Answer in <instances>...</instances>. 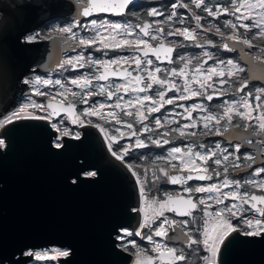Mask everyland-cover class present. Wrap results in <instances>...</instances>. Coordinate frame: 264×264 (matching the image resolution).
Segmentation results:
<instances>
[{
	"label": "water",
	"instance_id": "95a60500",
	"mask_svg": "<svg viewBox=\"0 0 264 264\" xmlns=\"http://www.w3.org/2000/svg\"><path fill=\"white\" fill-rule=\"evenodd\" d=\"M22 3L32 7L18 8ZM75 5L78 9L71 12L63 2L54 6L43 0H0V117L17 111L21 96L38 97L23 83L25 78L60 68L64 52L81 46L65 35L21 42L24 34L52 18L71 14L82 18L85 6ZM217 39L223 40L218 47L221 52L239 53L248 67V86L264 84V65L244 52L251 49L220 36ZM51 102L59 111L53 118L68 114L60 111L61 104ZM6 127L11 131L0 136L5 140V147L0 148V264H32L35 257L27 252L54 247L69 251L58 264H132L135 256L119 246L117 237L125 230L135 234L142 229V197L132 170L113 155L101 130L85 124L79 139L66 136L64 147L56 148L57 131L46 120L21 119ZM220 137L256 150L254 166L264 164L260 154L264 144L253 142L264 139L251 136V128L236 127L218 137L207 135ZM248 138L252 144L246 143ZM253 167L235 170L234 175ZM89 172L96 175H86ZM232 235L235 238L229 237L231 243L218 254V264H264V239Z\"/></svg>",
	"mask_w": 264,
	"mask_h": 264
},
{
	"label": "flooded vegetation",
	"instance_id": "af4514ba",
	"mask_svg": "<svg viewBox=\"0 0 264 264\" xmlns=\"http://www.w3.org/2000/svg\"><path fill=\"white\" fill-rule=\"evenodd\" d=\"M45 4H52L54 6L58 5L60 2H63L66 5V10L75 12L78 8L75 4L79 6H86L88 0H43ZM75 2V3H74ZM179 2L187 5L190 12L194 14V4L192 0H132V2L128 5V7L121 13L115 14L110 12L109 14L100 12L98 14H94L88 17L84 15L82 18L74 17V14L63 17H55L50 19L48 22L43 24L42 26L36 28L32 32L28 33L31 35H36L37 40L40 37H53L65 35L67 38L71 34H59L55 31V29L60 27H73V33L76 34V40L69 39L73 43H79L80 38H90L97 34V30L92 28L91 21L97 20L100 22L107 23H118L123 27L117 33H114L117 39H143L148 45L151 46L149 49L148 59L153 61L151 66L142 65L141 69H137L134 62H131V57L133 55H142L140 52H136V45L133 44L131 46H123L121 48H108L104 49L99 42L91 45L90 47L79 46L72 50H67L63 54V64L60 68L56 66L47 72L42 73H33L31 78H25L30 81L28 86L31 87V92L36 94L37 92L41 93L38 97L32 96H21L19 98L18 108L26 101L30 105L31 102H37L41 105H47L48 102L53 101L58 104H63V106H67L69 104L72 105L74 109V115L78 116L80 120H82L84 124H89L97 127L98 129L103 128L105 131L102 132L108 146L113 153V151L120 153L123 155V148H128V154L123 155V159H120L128 166L131 165L132 172L135 171L137 176H139L140 181L143 184L145 189L146 197L148 200H158L163 201L166 199L167 195H183L187 197L189 194L184 191L185 187H196V186H208L210 184L222 183L225 175L223 173V167L226 164L228 166L227 178L229 180H239L243 185L241 188L236 189L235 186H230L227 188H223L222 192H231L234 190L239 191L241 194L250 193L255 195H264V191H261L258 188H255L252 184L245 183V181H264V173L260 175H256V170L264 167V164H256L257 155H255L256 150L248 149L242 142L234 141L233 143H228V140L224 137L220 138H207L208 136L218 137L214 135L203 127V117L206 115H216L223 113V105L225 101L229 103H239L240 97L251 93L252 102L255 104V96L260 94L259 90L264 89V84L259 82L252 83L245 89L244 92L236 94L234 92V88L230 87L229 84H225L223 86L219 83V77L214 76L212 83L215 84L218 92H223L224 95H213V100L208 101L205 97H190L187 100H180L178 97L183 93V85L184 79L187 78L189 81L192 80L193 76H196L197 73L195 69L197 67L201 68L202 71L200 73L201 78L206 75V69L208 68H217L218 70L224 69L227 66V61L232 60L234 63L239 64L242 67L246 68V72L241 74L243 78L249 81L250 77L248 75V67L241 61V57L238 52L229 53V52H221V48H218L223 44V40H218L217 37L219 35H203L198 38V41L201 44V47H196L195 43L191 40H184L183 37L179 36H170L168 33L176 28H180V22L172 20L170 17V7L173 3ZM233 0H204V3L212 7L214 10L217 6L230 7ZM203 8V7H202ZM65 9V8H64ZM201 9V8H200ZM156 11L157 15H150L151 12ZM201 17H205V11L203 13H196ZM231 20L233 23H239L236 21L234 16L231 15H221L219 18H213V26L219 27L222 32L225 33V36H220L229 42H234L233 40H228L226 37L231 35V31L224 26L225 20ZM258 19L255 14L250 18V20L245 21V23H252L253 20ZM203 20V19H202ZM148 23L150 25L149 31L152 35L157 36V40H152L150 37L144 36L143 33L140 32V27L144 24ZM125 29L132 33V35H126ZM157 29H162V31H157ZM213 29H215L213 27ZM99 32L103 35H108L107 29H99ZM259 29L253 25V27L249 31H245L244 29H238V34H242L246 36L248 39L252 40L253 47L249 48L246 45L243 47L251 49V51L244 50L245 54L248 56L254 57L257 60V57L264 58V54H262V49H264V38L259 36ZM210 40L212 43L208 44L207 41ZM236 42V41H235ZM161 43L165 47H173L174 51L171 53L172 63H169L167 59H164V53L161 52V59L157 60L156 56L152 54L151 49L159 48ZM143 48V45L140 46ZM100 49V50H97ZM207 52L211 55V59L204 56V53ZM78 55H84L86 57V61L84 62V66L80 67L78 64L73 67L72 65L64 63L67 60L74 59ZM120 57L129 58L128 64L121 65H112L109 71L118 70L123 71L127 70L132 73L131 77L128 76H109L107 81H99L95 79L96 76L103 72L102 66H97L94 63H88L87 59L90 58L91 61H101V60H115ZM181 57H185L186 59L182 60ZM206 61V62H205ZM258 61V60H257ZM75 63V62H74ZM187 67L185 68V65ZM147 67V70H143ZM155 67H160L162 71L157 73L158 78H167L171 80L173 83L177 85V88H172L169 90L168 85L163 87L154 84L152 89L146 90L144 93L133 92L131 89L135 86V81L132 79L136 75H142L145 80V83L150 81L147 80V71H154ZM185 69L183 76H172L171 70L175 69L177 73L180 72L181 69ZM34 70V69H33ZM87 77L91 80V84L87 87H78L71 83L72 80H81ZM227 78V77H225ZM24 79V80H25ZM37 79L40 81L49 80L52 81L51 84L45 85L43 83H37ZM59 80L61 83L59 85L55 84V81ZM132 80L131 84H128V81ZM232 82L230 81V84ZM117 84H125L128 87V91L124 92L121 90L120 92H115V85ZM112 86L111 89L109 86ZM141 87L143 84L140 85ZM239 85L236 84L235 87ZM191 88L199 89L198 83H191ZM100 88H104L105 92L103 94H99ZM112 90L114 92L113 98L111 100L107 99V92ZM164 91L166 93L165 100L173 99V104L161 103L159 106V111L148 113L147 109L154 106V102L159 100L157 96V92ZM208 94H213V90L209 88ZM88 92L97 93L91 97H87ZM72 93H76L75 96ZM188 95L187 93H184ZM37 95V94H36ZM147 95L152 97V100L144 101L143 97ZM122 97L123 99L120 101L123 110L114 109V108H105L103 112L115 111L117 113V117L115 120L110 117L105 116L101 119L99 116H87L85 112L90 110L93 107H97L100 103H104L106 105H114L117 102V97ZM139 96L140 100L143 104L141 107L140 103L136 102V97ZM87 97V102H85L84 98ZM132 100L133 105L129 106L127 101ZM194 105H200L201 108H193ZM140 109L141 112L145 114L147 117L142 122L139 121L135 115L136 110ZM185 109H192L191 116L189 118V113L185 111ZM206 109V111L202 110ZM18 110V109H17ZM242 110V109H241ZM50 111V110H49ZM39 112L48 117V113L43 110H39ZM132 112V116H128L125 113ZM260 114V110L257 109L256 112L253 113V116H258ZM52 120L53 123L57 124L58 127L66 126L74 127L80 131L78 125L80 123L73 124L72 116L69 114L65 116H61L59 118H53V116L48 117ZM159 119L161 124L159 126L156 125L155 121ZM117 120L120 123H117ZM91 121V123H89ZM195 122L196 126L192 128H184L185 124H191ZM127 123L132 124V129L126 127ZM62 124V125H61ZM215 121L210 124V128L213 127ZM221 125H227V121H221ZM237 125L240 127L241 131H248L251 128V136L262 137L264 139V134H261V129L259 128V122L255 119L246 121L241 119L238 116H234L232 124L227 125L229 132L231 129L236 128ZM145 127L149 129L145 131ZM76 131V133H80ZM135 131L137 135H130L131 132ZM183 131L184 135H181ZM195 132L196 135L192 136L189 133ZM121 133H124V136L121 138ZM164 133H168L167 136ZM207 133V134H205ZM225 133V132H224ZM223 133V135H224ZM71 134V133H70ZM81 134V133H80ZM219 135V136H223ZM110 136H115L116 140H109ZM207 138L206 141H203V138ZM139 138L145 144V147L137 148L135 147L136 139ZM159 139L161 140V144H154L152 141ZM167 139L169 143L163 144V140ZM254 144L260 145L264 144L262 139L253 140ZM247 144H252V140L248 138L246 140ZM111 145V146H110ZM220 147L217 148L216 146ZM240 146V152H235V147ZM173 147H179L183 152H186L189 147L193 149V153L201 152L208 153L210 151L216 152L218 155L228 154L229 162H224L221 166H216L213 163V160L208 161V166L211 169H217L221 172L219 177L213 176L212 180L205 181H189L187 184H171L168 181V177L164 175L160 169H164L170 174H180L175 172L173 169V165L176 168L181 167L184 160L188 157L181 154H173L176 156V159H171L169 153ZM225 149L227 150L225 152ZM260 154L264 156V145L260 146ZM236 155L240 156L239 160H235ZM251 155L255 158V163H251L244 159L245 156ZM222 158V156H221ZM231 161H235V163H239L241 165L240 169L253 167L251 170L241 173L239 172L236 176L234 175L235 170H240L232 167ZM199 163V161H197ZM249 164L251 166L249 167ZM188 174V173H182ZM195 175V173H193ZM137 176L136 180H137ZM139 189L141 188V184L138 183ZM209 195L208 193H196L193 196V199L199 200L200 198L207 199ZM233 201L230 199L225 200L224 203L230 205ZM209 203L213 204V208L211 211H216L217 208L223 207L224 205H215L213 200H209ZM145 206V198H141V208ZM203 207V206H200ZM247 207V206H245ZM197 217L195 223H190L184 231H190L193 235V238L203 239L201 235L203 221L200 217L203 215L201 211H197L194 213ZM254 215L253 212L249 211L245 213L247 218H252ZM164 216L168 217L171 220H190V217H180L176 216L174 212H165ZM164 216L159 217L155 220L151 225V229L155 230L159 228L164 221ZM144 223V213L142 216V224ZM234 224H239V221L233 220ZM165 229H168L169 240L166 237H155L154 239L158 240V243L167 245L169 247H180L187 252L196 253L195 256L198 259L203 260V256L209 255L208 253L203 251V245H191L189 246L186 242H178L181 239H186L180 229H169V226L163 224ZM242 227L243 225L240 224ZM199 228L201 231H196ZM141 238L146 242L148 240L146 237L152 234V231L149 228L141 229ZM177 241V242H175ZM198 251H194L197 249Z\"/></svg>",
	"mask_w": 264,
	"mask_h": 264
},
{
	"label": "snow or ice",
	"instance_id": "6c2138e0",
	"mask_svg": "<svg viewBox=\"0 0 264 264\" xmlns=\"http://www.w3.org/2000/svg\"><path fill=\"white\" fill-rule=\"evenodd\" d=\"M132 2V0H88L87 5L83 9V15L85 17L91 16L93 13H100V12H112L115 14H121L128 5ZM192 3L194 4L195 8L200 9L203 7V10L207 13L209 17L213 18H219L221 15L227 16L231 15L234 16L236 21H239V23H233L231 20H225L224 26L228 28L231 31V35H228L226 39L236 41L237 43L243 44L248 46L249 48L253 47L252 40L248 39L246 36L242 34H238V29H244L246 32L249 31L253 25H255L256 28L259 29V36L261 38H264V0H233L230 7H223V6H217L214 10L212 7L207 6L204 3V0H192ZM184 7H187V5H182ZM21 9H27L31 8L32 5L30 3H22L17 6ZM173 8H176L177 6L175 4L172 5ZM255 14V16L258 17V19L253 20L252 23H245V21L250 20V18ZM150 15H157L156 11L150 13ZM172 16H176V12L174 11L172 13ZM194 19L196 21V28L201 27V20L202 17L200 15L193 14ZM181 24L184 23L183 20L180 21ZM91 25L93 29L97 30V34L95 36H92L90 38H80L79 44L85 47H90L93 44H96L99 42V44L102 45L104 49L108 48H121L123 46H131L133 44L136 45V52L142 53V55H133L131 57V62H134L137 69H141L142 65L145 66H151L153 64V61L151 59H148L149 56V49L151 48L148 43L143 39H136V40H129V39H117L116 35L114 33H117L119 30L122 29V25L118 23H107V22H100L98 23L97 20H92ZM215 33L219 36H225V33L221 31L219 27H215ZM150 25L148 23H144L140 27V32L143 33L144 36L150 37L152 40H157V36L152 35L149 31ZM99 29H107L108 35L105 36L102 33L99 32ZM207 31H211L212 29H206ZM55 31L59 34H71L68 38L72 40H76V34L73 33V27H60L55 29ZM126 35H132L131 32H129L127 29L124 30ZM157 31H162V29H157ZM31 35V34H24L21 37L22 43H33L36 42L37 36ZM170 36H179L183 37L184 40H191L193 43H195L196 47H201L200 42L198 41V38L196 36V33L194 30L190 28H176L168 33ZM51 38V37H49ZM208 44H211L212 42L210 40L207 41ZM143 45V48L140 46ZM225 48H228L229 45L225 44ZM100 50V49H97ZM152 54L156 56L157 60L161 59V52L164 53V59H167L169 63H172L171 60V53L174 51L173 47H165L163 43H161L159 48L151 49ZM262 54H264V49H262ZM204 56L208 57V59H211V55L207 52L204 53ZM182 60L186 59L185 57H181ZM260 64L264 65V58L257 57L256 58ZM86 61V57L84 55H78L74 59H70L65 61L64 63L72 65L75 67L77 64L80 67L84 66V62ZM75 62V63H74ZM88 63H94L97 66L103 67V72L95 77V79L99 81H107L109 76H128L131 77L132 73L128 72L126 69L121 71L113 70L109 71L110 67L112 65H121V64H128L129 58L126 57H120L119 59L115 60H101V61H91L90 58L87 59ZM206 62V61H205ZM187 67V64L185 65V68ZM143 70H147V67ZM264 71V69H261ZM162 69L160 67H155L154 71H147V80L150 81L148 83H145V78L142 75H136L132 79L135 81V86L131 89L133 92H139L144 93L146 90L152 89L153 85H159L161 87L168 85L169 90L172 88H177V85L173 83L171 80L167 78H158L157 73H160ZM197 75L192 77V80L189 81L187 78L184 79V85H183V93L178 97L180 100H187L190 97H205L208 101L213 100V95H224L223 92H218V90L215 87V84L211 81L213 80V77H219V83L221 86L225 84H229L230 87L234 88V92L242 93L245 91V89L248 88V81L243 78L241 74L246 72V68L240 66L237 63H234L232 60L227 61V66L224 69L218 70L217 68H208L204 71H206V75H204L202 78L200 76V73L202 71L201 68L197 67L195 69ZM185 72V69H181L179 73L176 72L175 69L171 70L172 76H183ZM227 77V78H225ZM230 81L232 82L230 84ZM37 83H43L45 85L51 84L52 81L44 80L40 81L37 79ZM24 84H29L30 81L25 79L23 80ZM61 82L59 80L55 81V84L59 85ZM71 83L73 85H76L78 87H87L91 84V80L87 77L81 80H72ZM132 80L128 81V84H131ZM191 83H198L199 89H194L190 87ZM143 84L141 87L140 85ZM238 84V87H235V85ZM111 85L109 88L111 89ZM115 92H120L123 90L124 92L128 91V87L125 84H117L114 86ZM211 88L213 90V94H208V89ZM177 90H179L177 88ZM105 92L104 88H100L99 94H103ZM260 94L255 96L256 103L254 104L252 102L251 93H248L247 95L241 96L239 103H229L228 101L224 102L223 107V113L222 114H216V115H206L203 117L204 123L203 127L204 129L208 130V132L214 134V135H223L224 132L228 131V126L231 125L234 116H238L243 120L250 121V120H257L259 122V128L261 129V134H264V89L259 90ZM184 93H187L188 95H185ZM37 95H41V93L37 92ZM97 93L88 92L87 97H91L93 95H96ZM73 96L76 95V93H72ZM114 92L112 90H109L107 92V99L111 100L113 98ZM166 93L164 91L157 92V96L159 97L158 101L154 102V106L147 109L148 113L157 112L159 111V106L161 103H167V104H173V99H167L165 100ZM87 97L84 98L85 102H87ZM122 97H117V102L114 105H106L104 103H100L97 107H93L90 110L85 112V115L87 116H99L101 119H103L105 116L110 117L111 119L115 120L117 117V113L115 111L110 112H103L105 108H114V109H121L123 110V106L121 104ZM144 101L152 100V97L145 95L143 97ZM136 102L141 104V107H143V104L140 100V97H136ZM127 104L129 106L133 105V101L129 100L127 101ZM30 107L37 109V110H43L44 112L48 113V117H51L53 115H59V111H57L56 107H54L53 103L50 101L46 106L41 104H25L23 107L19 109V111L13 110L10 115H5L3 117H0V128L4 129L3 133H0V136H6L11 129L7 128L6 125L13 124L16 120L21 119H27V120H43L47 119L48 117H44L41 115L36 114L35 112H28L27 109ZM193 108H201L200 105H194ZM51 109V111H49ZM242 109V110H241ZM257 109L260 110V114L258 116H253V113L257 111ZM206 111V109H202ZM60 111L68 113L70 116H72V123H80L83 124L84 122L79 119L78 116L74 115V109L71 104L67 106H63L61 103ZM189 113V118L191 116L192 109H185ZM128 116H132V112H126L125 113ZM137 119L139 121H143L147 117L143 112L140 111L138 108L135 113ZM226 120L227 125H221V121ZM215 121V124L213 127L210 128V124ZM91 123V121H89ZM117 123H120L119 120H117ZM156 125L159 126L161 124V121L157 119L155 121ZM195 122L191 124H185L184 128H192L195 127ZM239 125H237L238 127ZM126 127L129 129H132V124L127 123ZM52 128L56 129L59 133V137L54 138V143L56 148H62L64 147V144L61 142L63 137L69 136L70 132L68 128H59L57 124L53 123ZM101 132H104L105 130L103 128L100 129ZM145 131H148L147 127L144 129ZM207 134V133H205ZM130 135H137L135 131L131 132ZM165 136L168 135V133H164ZM181 135H184L183 131L181 132ZM189 135L195 136L196 133L192 132L189 133ZM124 136V133H121V138ZM72 138L79 139L80 133H75ZM117 138L115 136H110L109 140H116ZM154 144L160 145L161 140L156 139L152 141ZM169 141L167 139L163 140V144H167ZM111 146V145H110ZM5 147V140L0 138V148ZM135 147L142 148L145 147V144L142 140L139 138L136 139ZM217 148L220 146L217 145ZM227 150L225 149V152ZM235 152H240V146L237 145L235 147ZM128 154V148H123V155ZM173 154H181L184 156H187L188 158L183 161L181 167L176 168L175 165H173V169L175 172L180 174H170L169 172L165 171L164 169H160L162 172H164V175L168 177V181L171 184H187L189 181H205V180H212L213 176L219 177L221 175V172L217 169H211L208 166V161L213 160V157L215 159L213 160V163L216 166H221L224 164V162H229V155L228 154H221L218 155L214 151H210L206 154L201 152H195L193 153V149L189 147L186 152L182 153L181 148L179 147H173L171 149V152L169 153V156L171 159H176V156ZM113 155L116 156L117 159H123V155L120 153H117L113 151ZM222 156V158H221ZM240 156L236 155L235 160H239ZM246 161H249L251 163H255V158L251 155H247L244 157ZM199 161V163H197ZM232 164L233 168L240 169L241 165L239 163H235V161L230 162ZM251 164H249V167ZM131 169V165L129 166ZM229 169L228 166L225 164L223 167V173L225 175V178L223 179L222 183L216 184H210L208 186H196V187H185L184 191L188 193L189 195L187 197L183 195H167L166 199L163 201L158 200H148L146 197L145 189L143 187L142 182L139 179V176H137V173L133 171V175L137 176V182L141 184L140 188V194L141 197L145 198V206L140 209L144 213V223L141 225L142 228H149L152 231V234L148 235L146 239L153 244V247L151 248V252L156 253V256L149 255L147 252H145L143 249H140L133 243V247L136 248V251L134 253L136 259L135 264H178V262L185 261L187 258L183 251H180L174 247H168L167 245H162L160 243H157L155 241V237H166L168 235V229H165L163 224H166L169 226V229H180L186 238V243L191 245H203V251L208 253L209 255L203 256L204 264H218L217 257L218 254L221 253L222 249L227 247L228 244L231 243V239L229 237H232L234 239L235 237L232 234H239L243 235L245 237H259L261 239H264V195H255L250 193H243L241 194L239 191L234 190L231 192H222L223 188H227L230 186H235L236 189L241 188L243 185L241 184V181L239 180H229L227 178V173ZM188 173L186 176L182 173ZM195 173V175H193ZM261 173H264V167H261L256 170V175H260ZM90 175L95 176V172H91ZM245 183L252 184L255 188L260 189L261 191H264V181H245ZM196 193H208V194H215L209 195L207 199L200 198L199 200L193 199L194 194ZM230 199L233 201L230 205L225 204L224 201ZM209 200H213L215 205H224L223 207L217 208L216 211H211L213 208V204L209 203ZM203 206V207H200ZM247 206V207H245ZM174 212L176 216L180 217H190V220H171L168 217L164 216L165 212ZM201 211L203 215L200 217V219L203 221L202 225V232L201 235L203 236V239L193 238V235L190 231H184V229L190 224L195 223L197 217L194 215L195 212ZM253 212L254 215L252 218H247L245 216V213L247 212ZM164 216L163 224L155 229H151L152 223L155 222L156 219L159 217ZM233 220L239 221V224H234ZM240 224L243 226L241 227ZM196 231H201V229L197 228ZM126 235L131 236V232H127ZM135 235L141 236V232H136ZM117 239H123L122 236H118ZM199 247L197 249H194V251H198ZM55 253V257H67L69 255V251H58L53 250ZM27 256H33L35 255L37 259H41L42 257L47 256V253H33L31 251L26 253ZM20 264H28L27 261H20Z\"/></svg>",
	"mask_w": 264,
	"mask_h": 264
},
{
	"label": "trees",
	"instance_id": "16d2710c",
	"mask_svg": "<svg viewBox=\"0 0 264 264\" xmlns=\"http://www.w3.org/2000/svg\"><path fill=\"white\" fill-rule=\"evenodd\" d=\"M193 8H194V11L196 12V13H203L204 12V10H203V8H201V9H197V8H195V6H193ZM170 12H171V7H170V10H169ZM194 12V13H195ZM206 13V12H205ZM182 15H183V13H182ZM186 16H188L189 17V19L191 20V16H190V14H185ZM206 16H208L207 15V13H206ZM209 17V16H208ZM213 18V17H212ZM61 129L62 128H64V126L62 125L61 127H60ZM76 131H79V130H77L76 128H74V127H69V132L71 133V134H75L76 133ZM80 132V131H79ZM128 232H130V231H128ZM132 233V232H131ZM123 239L121 240V239H119V246L122 248V249H124L125 251H127V252H129V253H132L133 255H134V253H135V251H136V248H134L132 245H133V243L137 246V247H139L140 249H143L145 252H147L149 255H153V256H156L157 254L156 253H153V252H151V248L153 247V244L152 243H150L149 241L148 242H146L144 239H142L140 236H137V235H135V234H133L132 233V235L131 236H129V235H124L123 234ZM155 241L158 243V240L157 239H155ZM164 245V244H163ZM169 247V246H168ZM176 249H178V250H180V251H183L184 252V254H185V256H186V260L185 261H181V262H178V264H204V260H200V259H198V257H196L195 256V254L196 253H191L190 251H186V250H184V249H182V248H180V247H177ZM135 256V255H134ZM32 264H57V263H55V262H52V261H40V260H38V261H35V262H33Z\"/></svg>",
	"mask_w": 264,
	"mask_h": 264
},
{
	"label": "built area",
	"instance_id": "2783aa9c",
	"mask_svg": "<svg viewBox=\"0 0 264 264\" xmlns=\"http://www.w3.org/2000/svg\"><path fill=\"white\" fill-rule=\"evenodd\" d=\"M173 4H175L177 7L173 8L172 7ZM173 4L171 5L170 17L174 21H178V22H180L181 20L184 21L183 24H180V28H185L186 27V28H190V29L194 30L197 37H200V36H203V35H216L215 29H213V27H212L213 26V18L212 17H208V16L202 17L203 20H201V22H200L201 23V27L200 28H196V21L194 19L193 13L190 12L189 8L182 6V5H184L183 3L175 2ZM174 11L176 12V16L175 17L172 16V13ZM182 13H183V15H182ZM185 14H190L191 20ZM196 15H198V14H196ZM209 28H211L212 30L211 31H207L206 29H209ZM47 119L49 120V123L52 125L53 124L52 120L50 118H47ZM82 126L83 125L79 124L78 128H81ZM59 136H60V133L57 131V137H59ZM61 142H62V140H61ZM139 209H142V208L140 207ZM142 214H143V212H142ZM140 231L141 230H138L137 232H140Z\"/></svg>",
	"mask_w": 264,
	"mask_h": 264
},
{
	"label": "rangeland",
	"instance_id": "374dc122",
	"mask_svg": "<svg viewBox=\"0 0 264 264\" xmlns=\"http://www.w3.org/2000/svg\"><path fill=\"white\" fill-rule=\"evenodd\" d=\"M31 103H32V104H38L36 101H35V102H31ZM25 104H29L28 101L24 102V103L18 108L17 111H19V109H20L21 107H23V105H25ZM29 105H30V104H29ZM27 111H28V112H35V113L38 114V115L44 116V115H42V114L39 112V110L34 109V108H32V107H30L29 109H27ZM44 117H45V116H44ZM45 120H48V119H45ZM48 121H49V120H48ZM61 125H62V124H61ZM59 128H60V127H59ZM64 128H67V127L64 126ZM73 135H74V134H70L69 136L72 137ZM90 173H91V172L87 173L86 175L92 176V175H90ZM142 229H143V228H142ZM127 232H128V230L123 231L121 236H123V234L126 235ZM140 232L142 233V231H140ZM54 249H55V250H58V251H65V250H66V249H60V248H56V247H54V248H49V249H44V250H37V251H34V254H35V253H47V254H48L47 256L42 257L41 259H37L36 256L34 255V257H35V261H38V260H40V261H52V262H55V263L58 264V260H59L60 258H63V257H55V253H54V251H53ZM67 251H68V250H67ZM135 259H136V257L134 258V261H133L132 264H135ZM35 261H34V262H35Z\"/></svg>",
	"mask_w": 264,
	"mask_h": 264
},
{
	"label": "bare ground",
	"instance_id": "6f19581e",
	"mask_svg": "<svg viewBox=\"0 0 264 264\" xmlns=\"http://www.w3.org/2000/svg\"><path fill=\"white\" fill-rule=\"evenodd\" d=\"M43 120H45V119H43ZM46 121H48V120H46ZM49 122V121H48Z\"/></svg>",
	"mask_w": 264,
	"mask_h": 264
}]
</instances>
